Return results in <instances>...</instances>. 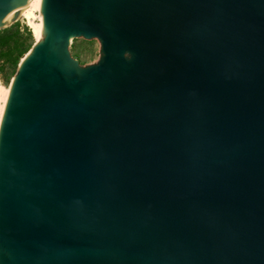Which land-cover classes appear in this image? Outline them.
Here are the masks:
<instances>
[{
    "label": "water",
    "instance_id": "water-1",
    "mask_svg": "<svg viewBox=\"0 0 264 264\" xmlns=\"http://www.w3.org/2000/svg\"><path fill=\"white\" fill-rule=\"evenodd\" d=\"M41 15L0 126V264H264V0Z\"/></svg>",
    "mask_w": 264,
    "mask_h": 264
},
{
    "label": "trees",
    "instance_id": "trees-1",
    "mask_svg": "<svg viewBox=\"0 0 264 264\" xmlns=\"http://www.w3.org/2000/svg\"><path fill=\"white\" fill-rule=\"evenodd\" d=\"M34 45V35L31 28L20 22L0 30V74L6 82L17 72L21 59Z\"/></svg>",
    "mask_w": 264,
    "mask_h": 264
},
{
    "label": "bare ground",
    "instance_id": "bare-ground-1",
    "mask_svg": "<svg viewBox=\"0 0 264 264\" xmlns=\"http://www.w3.org/2000/svg\"><path fill=\"white\" fill-rule=\"evenodd\" d=\"M41 6L42 0H30L29 3L23 7L22 11L19 14L20 17L27 19L29 25L33 30L36 41H39L43 35V18L41 15ZM35 12H38L40 14V21L38 24L33 22V19L35 18ZM9 95L10 86L5 87L3 85H0V126L9 99Z\"/></svg>",
    "mask_w": 264,
    "mask_h": 264
},
{
    "label": "rangeland",
    "instance_id": "rangeland-1",
    "mask_svg": "<svg viewBox=\"0 0 264 264\" xmlns=\"http://www.w3.org/2000/svg\"><path fill=\"white\" fill-rule=\"evenodd\" d=\"M39 16H40V14L38 12H35V18L33 19L34 23H36V24L39 23V21H40ZM19 22L22 25H27L29 28H31L27 19L20 17ZM33 35H34V33H33ZM35 42H36V39L34 36V43ZM73 56L76 59H78L82 65L94 64L99 60L100 46H76ZM12 79L13 78H11L9 82H6L5 77L2 74H0V85H3L5 87H9L11 85Z\"/></svg>",
    "mask_w": 264,
    "mask_h": 264
}]
</instances>
